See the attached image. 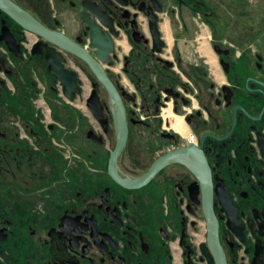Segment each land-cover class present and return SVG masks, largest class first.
Returning a JSON list of instances; mask_svg holds the SVG:
<instances>
[{"label":"flooded vegetation","instance_id":"af4514ba","mask_svg":"<svg viewBox=\"0 0 264 264\" xmlns=\"http://www.w3.org/2000/svg\"><path fill=\"white\" fill-rule=\"evenodd\" d=\"M10 1L86 49L117 86L129 128L121 177L176 159L141 186L114 178L107 89L1 0L0 264H216L215 247L226 264H264V33L214 0ZM200 19L209 34L196 33ZM93 26L112 42L105 61ZM55 69L75 76L72 97ZM94 89L101 119L88 106Z\"/></svg>","mask_w":264,"mask_h":264},{"label":"water","instance_id":"95a60500","mask_svg":"<svg viewBox=\"0 0 264 264\" xmlns=\"http://www.w3.org/2000/svg\"><path fill=\"white\" fill-rule=\"evenodd\" d=\"M3 5L22 24V26L25 29L46 38L48 41L55 43L61 48L68 49L72 53L76 54L77 56L85 60L89 64L90 68L92 69L98 80L107 89L109 93V97L111 99V105L115 120V130H116V145L110 154V161H109V172L112 176H114V178H116L121 184H124L129 187L141 186L147 183L151 179V177L166 162L176 159L175 153H169L158 159L154 163V165L150 168V170L146 172L144 175L135 179L121 177L117 173L116 167H117L118 158L120 157L123 149L125 148L128 139L129 128H128L127 112H126V107L124 105V101L122 99V95L119 92L117 86L113 83V81L109 77L104 66L98 60H96L86 49L72 42L71 40L66 38L63 34L48 29L36 18H34L31 14H29L19 6L15 5L12 1L4 0ZM86 19L88 20L87 16ZM102 39L104 38L101 35L99 29L96 26H93L91 45L92 47L96 48V53L99 56V58L102 61H105L109 57L108 51L112 49V42L111 40H109V38L106 42L102 41ZM55 71L57 73V76L64 81V92L69 97H72L73 93L79 91V88L76 86L75 83V76L72 77V81L67 82L62 73L64 71L60 72L57 69H55ZM88 106L92 110L94 115L97 118L101 119L102 106H101L100 96L96 89L92 91L90 97L88 98ZM206 213L209 221V240L212 243V245L215 246L216 244L218 245V241H219V234H218L219 227H218V220L214 214L211 203H209L206 206ZM215 252L217 254V262L214 260L216 264H226L224 255L220 247H218V250L215 247Z\"/></svg>","mask_w":264,"mask_h":264},{"label":"rangeland","instance_id":"374dc122","mask_svg":"<svg viewBox=\"0 0 264 264\" xmlns=\"http://www.w3.org/2000/svg\"><path fill=\"white\" fill-rule=\"evenodd\" d=\"M218 6H222L226 9L225 16L231 19H236L237 21L247 23L248 31H251V27H254L257 33H264V0H214ZM225 12V11H224ZM238 13V16L236 15ZM240 18V19H238ZM188 19V16H187ZM242 24V25H243ZM166 27H164L165 29ZM263 28V29H262ZM166 30V29H165ZM198 35L203 33L209 34L210 30L208 26L199 20L197 24ZM90 86H85V96L90 92ZM88 112V108H84ZM85 140V136H72L69 139V143L73 145H78L81 141ZM112 144V141H108V146ZM75 147V146H74Z\"/></svg>","mask_w":264,"mask_h":264},{"label":"bare ground","instance_id":"6f19581e","mask_svg":"<svg viewBox=\"0 0 264 264\" xmlns=\"http://www.w3.org/2000/svg\"><path fill=\"white\" fill-rule=\"evenodd\" d=\"M164 27H166L165 29H167L166 24L164 25ZM175 127L178 128V129H182V128H184V127H183V120H182L180 117L177 118V122H176V124H175ZM180 131H181V130H180ZM154 177H155V176H154Z\"/></svg>","mask_w":264,"mask_h":264}]
</instances>
